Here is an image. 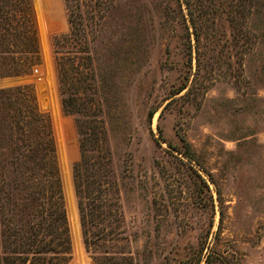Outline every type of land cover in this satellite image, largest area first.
I'll return each mask as SVG.
<instances>
[{
	"label": "rangeland",
	"instance_id": "obj_1",
	"mask_svg": "<svg viewBox=\"0 0 264 264\" xmlns=\"http://www.w3.org/2000/svg\"><path fill=\"white\" fill-rule=\"evenodd\" d=\"M252 1L253 35L243 48L233 45L227 20L205 22L211 27L202 30L198 71L184 54L183 27L171 20L175 0H119L98 26L91 47L101 86L90 95L104 110L123 221L114 239L96 241L90 253L72 179L78 134L61 106L54 58V38L69 29L67 5L30 0L39 62L28 75L0 78V88L32 83L50 118L71 237L67 264H203L206 257L264 264V0ZM133 29L135 64L126 54ZM9 57L0 58L1 73ZM188 70V91L169 97ZM180 135L195 161L174 149Z\"/></svg>",
	"mask_w": 264,
	"mask_h": 264
},
{
	"label": "trees",
	"instance_id": "obj_2",
	"mask_svg": "<svg viewBox=\"0 0 264 264\" xmlns=\"http://www.w3.org/2000/svg\"><path fill=\"white\" fill-rule=\"evenodd\" d=\"M65 1L69 29L54 38V58L61 106L66 114L74 116L78 134L80 155L73 164L72 179L83 242L91 253V244L114 239L123 221L104 110L100 99L90 95L101 86L96 79L101 74L94 68L91 44L99 34L98 26L111 16L119 0ZM129 6L133 3L129 2ZM174 7L175 18L173 15L171 20L184 29V54L189 65L196 59V71L202 30L211 27L205 24L209 18L227 20L237 48H243L253 35L252 0H175ZM52 20L51 16L50 25ZM128 33L124 53L135 64L139 33L135 29ZM7 54L10 66L0 72V78L28 75L39 62L30 0H0V58ZM190 72L169 97L188 91ZM156 110L149 109V119ZM180 141L181 148L174 149L195 161L191 144L183 135ZM0 216V264H67L71 259L70 230L51 122L48 114L40 110L30 82L0 88ZM200 263L199 258L194 264ZM211 263L208 257L203 262Z\"/></svg>",
	"mask_w": 264,
	"mask_h": 264
}]
</instances>
